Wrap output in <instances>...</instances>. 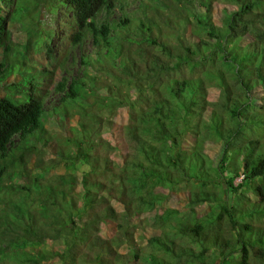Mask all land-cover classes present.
I'll list each match as a JSON object with an SVG mask.
<instances>
[{"label": "trees", "instance_id": "16d2710c", "mask_svg": "<svg viewBox=\"0 0 264 264\" xmlns=\"http://www.w3.org/2000/svg\"><path fill=\"white\" fill-rule=\"evenodd\" d=\"M47 239L59 264H264V0H0V264Z\"/></svg>", "mask_w": 264, "mask_h": 264}, {"label": "rangeland", "instance_id": "374dc122", "mask_svg": "<svg viewBox=\"0 0 264 264\" xmlns=\"http://www.w3.org/2000/svg\"><path fill=\"white\" fill-rule=\"evenodd\" d=\"M219 6L221 7V5H219ZM219 6L214 5V7H213V17L217 22L219 21V18L221 16ZM57 13H58V10H56V12H54L53 15L57 14ZM53 15L51 16V15L45 13L43 16V21H46L50 28L55 29L50 34L45 36L46 39H49L50 35H52V37H53L51 39V46H52L51 54L55 56L57 54L61 55L62 53L69 52L67 55L66 64L70 66L69 69L74 74L75 72H78L77 71L78 70V63L73 62L72 58L76 57V61H77L79 58L80 51L77 48L71 49V45L69 44V41H67V39H65V34L68 33L67 25L66 24H63L64 26L57 25L58 24L57 23L58 17L53 16ZM8 24H9L11 31H12L11 32L12 38L18 42H24L27 34L24 32L23 27H21L20 23H18L17 21H9ZM87 48H89V47H87ZM39 62L45 63L47 65H51V62L46 60V56L43 53L38 55V63ZM59 76H60V73L57 72L56 81L59 79ZM48 88L51 90L52 86H50ZM112 90H114V89L112 88ZM213 90L214 89H212V88L210 89L211 93L214 92ZM124 110L125 109H121V110L117 109L116 110V112L114 113V116H113V120L115 122H119L121 120H124V114H125ZM106 116H110V114H108V112H107ZM46 126L49 128V130L52 131V133H58V134L64 133L63 131H57L59 128L55 127L50 122L47 123ZM75 128H77V127H75ZM104 135L106 136V138L109 137L108 132H105ZM111 138H112V136H111ZM90 139H92V138H90ZM124 139L127 143L128 149L132 150L131 148H135L133 146V145H135L133 141L126 138L125 136H124ZM129 142H130V144H129ZM186 142H187V137L184 139V143H186ZM206 148L211 149V148H215V146L213 145V143H210V144L206 145ZM101 151H102V148L100 147L96 153H98V155L100 156ZM49 152H51V148L49 146H47L46 147V153H49ZM81 169H84V168L81 167ZM55 171L59 172V173H66L69 175L74 174L76 176V178L80 176V171L78 169H69L68 170L67 168H65L62 165L56 167ZM239 180H240V178H236L234 182L237 183V182H239ZM75 190L78 193L80 190L79 186H75ZM168 196L169 197L160 206H169L172 208H177L181 212V214H183V215L185 214V212L189 211L188 205L185 202L186 195L184 193H182L181 191L180 192L177 191V192L172 193L171 196L168 194ZM77 204H79V201ZM207 210H208V206L206 204H199L198 203V204L194 205V207H193L194 215L199 216V217L202 216V214L205 213ZM161 211H162V208H157V210H156V212H161ZM154 212L155 211L148 212L149 216H152ZM137 223L139 224V227L135 231L134 235H135L136 241L139 244H143L144 241H142L141 237H142V235H146L147 229L144 228L142 220L137 221ZM112 226H113V228H115V225H112L109 223L101 224V228H102L101 234L104 237L105 236L106 237L111 236L112 233L107 232L106 228H110ZM149 231L150 230H148V232ZM28 247L31 248L32 251L39 249L40 251L48 254L46 263L42 262L41 264H59L60 263L59 259L65 253V251L61 247L59 248L54 242H52L49 239H47V241H45V242L43 241V243H41V244H39L37 241H30L28 244ZM1 264H11V263H10L9 259H7L5 262H1Z\"/></svg>", "mask_w": 264, "mask_h": 264}]
</instances>
